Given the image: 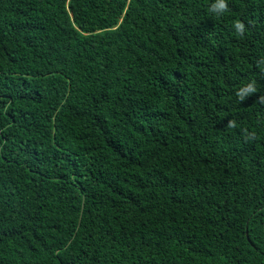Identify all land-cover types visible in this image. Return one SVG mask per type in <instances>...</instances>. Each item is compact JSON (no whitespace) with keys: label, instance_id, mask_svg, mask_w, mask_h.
<instances>
[{"label":"trees","instance_id":"trees-1","mask_svg":"<svg viewBox=\"0 0 264 264\" xmlns=\"http://www.w3.org/2000/svg\"><path fill=\"white\" fill-rule=\"evenodd\" d=\"M219 2L0 0V264H264V0Z\"/></svg>","mask_w":264,"mask_h":264},{"label":"clouds","instance_id":"clouds-1","mask_svg":"<svg viewBox=\"0 0 264 264\" xmlns=\"http://www.w3.org/2000/svg\"><path fill=\"white\" fill-rule=\"evenodd\" d=\"M213 7H217V6L214 5ZM218 7L222 11H226L227 8H228V5L225 2V0H220ZM235 27L237 28L238 32H240V34H243V30H244V24L243 23L237 22L236 25H235ZM252 90L255 91V88H253ZM238 95H240V94L238 93ZM230 126H231V123H230Z\"/></svg>","mask_w":264,"mask_h":264}]
</instances>
